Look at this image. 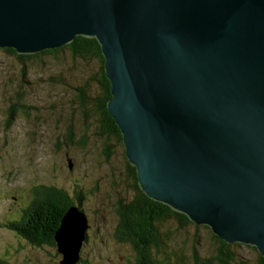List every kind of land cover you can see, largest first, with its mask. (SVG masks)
Masks as SVG:
<instances>
[{
	"label": "water",
	"instance_id": "1",
	"mask_svg": "<svg viewBox=\"0 0 264 264\" xmlns=\"http://www.w3.org/2000/svg\"><path fill=\"white\" fill-rule=\"evenodd\" d=\"M77 35L101 46L141 190L264 257V0H0V48ZM79 212L56 232L60 264L79 260Z\"/></svg>",
	"mask_w": 264,
	"mask_h": 264
},
{
	"label": "rangeland",
	"instance_id": "2",
	"mask_svg": "<svg viewBox=\"0 0 264 264\" xmlns=\"http://www.w3.org/2000/svg\"><path fill=\"white\" fill-rule=\"evenodd\" d=\"M63 50L31 59L0 50V260L6 264H60L62 254L55 247L31 244L3 225L29 203L33 186L44 184L64 189L74 200L69 207L79 208L76 197H80L79 213L85 214L88 228L76 264H134L130 244L113 236L114 203L132 195L124 147L94 134L95 121L84 120L74 97L96 64ZM69 131L71 142L66 140ZM84 137L86 142L79 144ZM106 144L112 145L109 157ZM200 226L180 230L177 244L189 245L196 235L201 254H207L211 232ZM240 244L237 252L252 264L255 250Z\"/></svg>",
	"mask_w": 264,
	"mask_h": 264
},
{
	"label": "trees",
	"instance_id": "3",
	"mask_svg": "<svg viewBox=\"0 0 264 264\" xmlns=\"http://www.w3.org/2000/svg\"><path fill=\"white\" fill-rule=\"evenodd\" d=\"M63 49L74 58L91 60L96 64L94 71L89 72L87 78L78 85L74 97L84 114V120L95 121L94 134H100L105 141L113 139L124 147L122 133L107 109V101L111 97L110 82L106 76L101 46L95 37L77 35L61 47L35 53H18L11 47L0 48L6 54L19 59H31L42 53L54 54ZM19 107L22 109L21 105ZM68 137L67 142H71V131ZM86 140L87 137H84L78 142L83 145ZM110 147L111 144L105 146L106 157L111 154ZM124 157L128 178L132 181V195L129 198L120 197L114 203L116 225L113 236L116 241L130 244L135 253L134 264H248L237 252L240 243L223 241L207 225L203 227L210 230L212 240L207 254H201L199 238L196 235L191 238L189 245L177 244L176 236L180 230L190 226L198 230L201 226L184 213L147 196L138 184L135 166L129 162L125 149ZM31 192V199L21 208L20 214L5 221L3 225L15 231L16 235L23 236L31 244H47L57 249L56 232L61 226L63 215L74 204V200L71 201L72 197L64 189L52 185L38 184L33 186ZM76 199L82 209L80 197ZM252 248L256 252V259L252 264H264V257L255 247ZM5 261L0 260V264H6Z\"/></svg>",
	"mask_w": 264,
	"mask_h": 264
},
{
	"label": "bare ground",
	"instance_id": "4",
	"mask_svg": "<svg viewBox=\"0 0 264 264\" xmlns=\"http://www.w3.org/2000/svg\"><path fill=\"white\" fill-rule=\"evenodd\" d=\"M199 225H205V224H199Z\"/></svg>",
	"mask_w": 264,
	"mask_h": 264
},
{
	"label": "flooded vegetation",
	"instance_id": "5",
	"mask_svg": "<svg viewBox=\"0 0 264 264\" xmlns=\"http://www.w3.org/2000/svg\"><path fill=\"white\" fill-rule=\"evenodd\" d=\"M82 210V209H81Z\"/></svg>",
	"mask_w": 264,
	"mask_h": 264
}]
</instances>
